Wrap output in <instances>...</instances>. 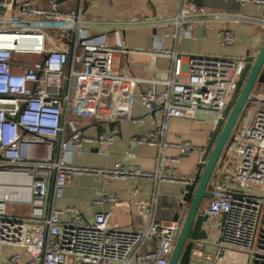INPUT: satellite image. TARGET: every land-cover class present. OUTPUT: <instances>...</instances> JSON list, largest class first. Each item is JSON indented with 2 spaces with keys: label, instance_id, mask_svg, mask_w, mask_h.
<instances>
[{
  "label": "built area",
  "instance_id": "built-area-1",
  "mask_svg": "<svg viewBox=\"0 0 264 264\" xmlns=\"http://www.w3.org/2000/svg\"><path fill=\"white\" fill-rule=\"evenodd\" d=\"M186 1L169 20L178 31L174 37L181 31L189 33L197 18ZM237 1L264 6V0ZM199 16L264 28L261 18L213 11ZM89 26L81 0L70 11L52 0L47 6L31 0H0V175L11 174L14 179L10 185L0 183V259L6 247L21 248L29 257L21 262L12 255L9 264H168L178 222L151 220L139 230H123L110 224V213H97L86 221L73 205L55 207L68 181L83 174L106 180L174 181L159 170L150 173L120 163L100 168L73 164L70 157L83 143L113 140L109 135L87 138L76 126L80 119L107 123L130 119L136 94L148 113L161 111V135L170 118L193 119L197 112L219 118L245 65L244 58L182 57L161 44L150 51L113 48L104 38L88 36ZM234 42V34L223 30L221 44ZM116 53L145 55L152 64L169 56L171 67L163 78L152 80L120 74L113 67ZM143 82L154 88L139 93ZM158 85L163 89L157 91ZM244 114L211 176V196L199 209L208 217L207 239L193 243L191 261L237 264L238 256L245 264H264V93L257 88L249 94ZM135 142L170 145L158 143L153 131ZM176 147L180 154L194 149L187 141ZM164 159L160 157L159 165ZM169 161L177 162L178 157ZM18 181H27V188L19 189ZM105 201L119 204L114 195H101L96 203ZM179 203L183 204V196ZM10 204L25 208L24 213L9 215ZM63 213L69 218L63 219ZM210 220H218L215 230ZM147 241L151 249L140 251ZM208 247L213 248V257L205 255Z\"/></svg>",
  "mask_w": 264,
  "mask_h": 264
},
{
  "label": "crops",
  "instance_id": "crops-1",
  "mask_svg": "<svg viewBox=\"0 0 264 264\" xmlns=\"http://www.w3.org/2000/svg\"><path fill=\"white\" fill-rule=\"evenodd\" d=\"M31 1L44 6L49 4V0ZM186 4L192 7L197 18L191 22L189 33L181 31L174 37L178 31L169 20L178 15L182 0H81L84 18L90 24L88 36L104 38L113 48H140L150 51L154 45L161 44L165 49L177 51L182 57L244 58L254 55L264 40V28L261 24L212 21L199 16L205 11H213L231 16L264 19V6L237 0H187ZM58 6L66 11L75 10L78 0H63ZM223 30L234 34L233 45L221 44ZM113 67L120 74L134 73L142 79L152 80L163 78L167 74L171 67V58L164 56L152 64L145 55L116 53ZM152 88V83L143 82L140 84L139 93ZM155 88L157 91L163 89L160 85ZM216 119L215 115L205 112H197L193 119L170 118L161 135V111L155 109L148 113L140 102L139 94L133 99L130 119L109 123L80 119L76 128L83 136L93 138L97 135H109L113 140L106 144L83 143L70 157L73 164L100 168L120 163L150 173L159 170L162 176L173 178L174 181L146 178L106 180L83 174L68 181L62 198L54 202L55 207L65 209L73 205L86 221H92L97 213H110V224L123 230H139L151 220L174 222L175 213L179 211L182 214L179 199L184 197L187 184L185 181L194 178L196 164ZM151 131L155 132L158 143L170 145L161 148L135 142L136 138ZM182 141L189 142L194 149L188 154H180L176 145ZM161 156L166 159L159 165ZM176 157L177 162L169 161ZM51 182L48 201L51 198ZM101 195H114L119 204L108 201L97 204L96 201ZM182 206L186 208V204L183 203ZM62 218L67 219L69 215L63 213ZM215 222L217 225L218 220ZM151 246V242L147 241L139 250L149 251ZM12 255H18L21 262L29 258L21 248L6 247L2 251L0 264H9V257ZM205 255L213 257V248L208 247ZM191 264L213 262L193 259Z\"/></svg>",
  "mask_w": 264,
  "mask_h": 264
},
{
  "label": "water",
  "instance_id": "water-1",
  "mask_svg": "<svg viewBox=\"0 0 264 264\" xmlns=\"http://www.w3.org/2000/svg\"><path fill=\"white\" fill-rule=\"evenodd\" d=\"M62 1L52 0V3L59 4ZM244 61L245 65L236 83V88L222 115L215 120L213 129L208 134V141L196 164L195 176L185 186L183 203L186 204V208L184 209L181 204L182 214L177 211L173 217V221L178 222L180 227L168 264H191L193 243L207 239L208 217L199 214V209L211 196L208 190L211 176L232 131L245 110L249 94L258 85L264 84V40L257 52L244 57Z\"/></svg>",
  "mask_w": 264,
  "mask_h": 264
},
{
  "label": "rangeland",
  "instance_id": "rangeland-1",
  "mask_svg": "<svg viewBox=\"0 0 264 264\" xmlns=\"http://www.w3.org/2000/svg\"><path fill=\"white\" fill-rule=\"evenodd\" d=\"M261 93H264V84H260L258 87H256ZM244 112L242 113V115H241V117H240V119L238 120V122H237V125H240L242 122H243V119H244ZM25 210V209H24ZM24 210H23V207H19V206H17V205H7V213L9 214V215H12V214H15V213H18V214H23L24 213ZM212 222V225L210 224V222H209V226L211 227V228H213L214 230L216 229V222H215V220H212L211 221ZM235 259H237L238 260V262H237V264H245V260H244V258H239L238 256L236 257L235 256Z\"/></svg>",
  "mask_w": 264,
  "mask_h": 264
},
{
  "label": "bare ground",
  "instance_id": "bare-ground-1",
  "mask_svg": "<svg viewBox=\"0 0 264 264\" xmlns=\"http://www.w3.org/2000/svg\"><path fill=\"white\" fill-rule=\"evenodd\" d=\"M13 178L11 174H3L0 175V183L4 185H10L13 184ZM16 185L19 189L23 190L24 188H27L28 182L27 181H18L16 182ZM11 199L14 200L15 195L13 193H10Z\"/></svg>",
  "mask_w": 264,
  "mask_h": 264
}]
</instances>
